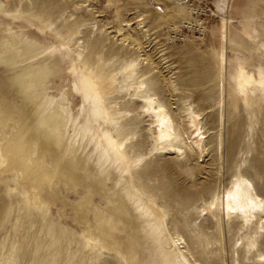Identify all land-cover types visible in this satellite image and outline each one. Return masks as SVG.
Segmentation results:
<instances>
[{"label": "bare ground", "instance_id": "1", "mask_svg": "<svg viewBox=\"0 0 264 264\" xmlns=\"http://www.w3.org/2000/svg\"><path fill=\"white\" fill-rule=\"evenodd\" d=\"M253 2L256 1L244 0L246 6ZM232 3L233 0H220L222 12H217L226 46L233 44L228 35ZM241 14L246 17L243 9ZM14 19L3 23L8 37L0 39V65L4 67L3 81L9 84L8 92L16 93L20 104L12 109L8 99L3 98L6 118L3 121L0 115V124L7 129L11 123L15 131L13 140L8 139L1 146L4 161L1 172L17 175L28 207L36 210L49 207L57 200L56 194L60 196L56 187L59 183L65 191H73L76 195H82L78 189L84 190L87 196L74 205V209L82 214L79 221L85 224L89 245L108 255L124 252L126 259L132 260L130 264H188L182 257L184 252L180 251L185 249L184 239L178 234L172 240L166 239L164 215L138 195L137 185L132 187V183H138L140 178L134 171L146 163L148 152L131 155L133 146L138 144H131L130 138L124 135L136 129L140 120L147 119L151 151L168 148L180 160L201 158L206 146L210 153L214 152L211 159L218 183L221 182L222 166L228 177L214 195L209 186H203L199 193L202 206L198 213L208 220L211 228L220 232L223 242L228 234H234L235 242L244 248V253H253L256 261L264 260L257 250L261 239L264 244V197L256 188V182H261L264 187V152L261 149L253 151V143H248L246 152L251 157L243 161L247 167L240 169L236 157L239 150L235 149L237 130L233 128L226 132L229 144L225 143L222 133L228 117L242 113L240 105L251 114L257 102L258 109L264 103V51L261 66H255L256 74L241 64L236 71L230 69L227 77L226 61H217L214 107L217 117L209 120L210 127L203 131L201 119L191 108L180 115L177 109L170 107V99L162 100L152 95L147 82L135 81L143 76L139 66L146 58L140 54L139 59L122 65L115 74L92 63L85 74L73 79L71 87L53 94L50 92L53 69L61 63L57 51L45 42L39 43L32 29L26 31ZM127 25L120 23L119 32ZM256 33L257 29L251 28L243 37L248 42L255 41L260 37ZM123 36L120 42L124 46L140 43L135 35ZM244 42H240V46ZM71 54L79 58L83 50L73 46L66 51L67 57ZM229 81L230 88L227 86ZM167 89L172 90L174 86H167ZM0 92L3 93L1 87ZM71 92L80 93L82 98L76 115L71 106ZM113 93L136 108L130 112L116 111V103L106 99ZM14 111H17L18 119L13 115ZM252 114L250 118L256 116ZM260 114L264 118V109ZM16 120L19 128L15 125ZM250 128L251 140L253 127ZM140 179L149 182V179ZM109 184H112L111 188ZM93 196L101 202L106 199L107 208L96 205ZM205 196L212 197L205 199ZM92 212L95 219L89 224L88 216ZM121 234L127 242L122 241ZM136 244L141 246L142 252Z\"/></svg>", "mask_w": 264, "mask_h": 264}, {"label": "rangeland", "instance_id": "2", "mask_svg": "<svg viewBox=\"0 0 264 264\" xmlns=\"http://www.w3.org/2000/svg\"><path fill=\"white\" fill-rule=\"evenodd\" d=\"M255 1L253 5L246 6L244 0H233L228 29L233 44L228 46L217 15V12H222L220 0H214L219 8L217 10L212 0L206 1L217 18L206 25L203 36L189 37L183 43L171 45L168 44L165 31L190 18L178 0H0V39L8 37L3 23L15 18L14 21L20 23L26 31L32 29L39 43L45 42L54 47L61 63L53 69V84L50 89L53 94L71 87L73 79L85 74L92 63L115 74L122 65L132 59H139V54L143 55L146 59L141 60L139 66L143 76L135 81L140 80L145 84L147 82V88L149 91L151 89L152 95L162 100L170 99V107L177 109L180 115L191 108L201 119L205 131L210 127L208 121L216 120L217 117L214 108L217 61H226L227 77L230 69L236 71L241 64L254 74L255 68L262 64L264 0ZM242 9L246 15L244 18ZM120 23H128L121 33ZM251 28L257 29L256 36L260 37L248 42L243 34L251 31ZM123 34L135 35L141 44L134 42L132 46H124L120 42L124 38ZM243 40L245 42L240 46ZM73 46L81 47V57L74 54L67 57L66 51ZM5 76L4 67L0 65V87L3 90V93L0 92V115L3 121L6 118L3 112L6 102L3 98L8 99L12 109L20 104L16 93L8 92L9 84H4L3 81ZM170 85L174 89H167ZM227 86L230 88V81ZM70 94L72 110L76 115L82 104L81 94ZM106 99L115 102V109L119 112H130L136 108L115 93ZM258 103L253 106L251 114H247L240 105L242 113L230 115L222 129L227 144L229 134L226 135V132L229 133L233 128L237 130L235 149L239 153L235 152L239 161L237 167L240 169L247 167L243 161L251 157L246 152L248 143H253V151L261 149L264 152V118L260 114L264 103L259 109ZM252 113L256 116L250 118ZM13 115L19 118L17 111ZM140 121L137 128L127 132L124 137H129L131 144H138L133 146L131 155L148 152L146 163L134 172L140 178L149 179V182L145 183L139 178L138 183H132V187L137 185L138 195L148 204L155 205L164 215V237L172 240L178 234L184 239L186 246L180 251L184 252L182 257L188 264H264V260L256 261L253 253H244V248L235 242L234 234H228L223 242L220 232L211 228L208 220L198 213L202 206V196L199 193H202L203 186H209L214 195L220 183L223 184L228 177L222 166L221 182L218 183L211 159L214 152L210 153L206 146L201 158L180 160L168 148L151 151V133L147 119ZM15 125L20 127L18 120ZM251 126L253 138L250 140ZM14 131L11 123L7 129L0 124V264L132 263L130 258L126 259L124 252L108 255L88 244L85 224L80 222L82 214L76 213L74 209V205L87 196L88 193L84 190L78 189L82 191V195H76L73 191H65L59 183L56 187L60 196L56 194L57 200L54 203H50L47 197L49 207L36 210L27 206L22 195L23 190L17 182V175L1 172V165H4L1 146L8 139L13 140ZM111 186L109 184L110 188ZM256 188L264 197L261 182H256ZM93 197L96 205L102 209L107 208L106 199L101 202L97 196ZM211 197L205 196V199ZM94 219L92 212L88 216L89 224ZM121 235L122 241L127 242L125 235ZM136 247L142 252L139 244ZM257 250L264 256L262 239Z\"/></svg>", "mask_w": 264, "mask_h": 264}, {"label": "built area", "instance_id": "3", "mask_svg": "<svg viewBox=\"0 0 264 264\" xmlns=\"http://www.w3.org/2000/svg\"><path fill=\"white\" fill-rule=\"evenodd\" d=\"M178 1L185 7L190 18L182 21L183 23H179L176 27H170L165 31V34L168 35L169 45L183 43L189 37L203 36L207 27L206 25L212 19L217 18V15L206 2L207 0Z\"/></svg>", "mask_w": 264, "mask_h": 264}, {"label": "crops", "instance_id": "4", "mask_svg": "<svg viewBox=\"0 0 264 264\" xmlns=\"http://www.w3.org/2000/svg\"><path fill=\"white\" fill-rule=\"evenodd\" d=\"M212 3L214 4V0H212ZM216 10L219 9L218 6L216 4H214Z\"/></svg>", "mask_w": 264, "mask_h": 264}]
</instances>
